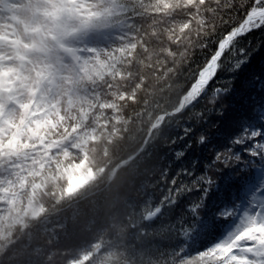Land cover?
Segmentation results:
<instances>
[{
  "label": "snow or ice",
  "instance_id": "snow-or-ice-1",
  "mask_svg": "<svg viewBox=\"0 0 264 264\" xmlns=\"http://www.w3.org/2000/svg\"><path fill=\"white\" fill-rule=\"evenodd\" d=\"M24 3L34 21L22 32L0 21V234L7 227L12 237L17 227L48 213L50 200L52 208L69 202L58 209L65 212L60 227L67 236L81 203L71 201L95 179L90 149L111 143L120 103L135 101V88L115 82L132 75L121 65L135 50H147L137 24L146 10L141 0ZM228 14L214 50L182 86L195 99L217 80L228 53H239L238 67L258 54L264 61V0H231L222 15ZM245 39L248 46L238 47ZM252 100L220 113L214 141L200 137L199 152L189 141L167 157L162 179L168 188L160 200L174 196V205L199 212L190 232L159 243L136 236L122 247L101 234L64 264H264V95ZM208 143L214 152L205 153ZM17 242L9 239L8 247Z\"/></svg>",
  "mask_w": 264,
  "mask_h": 264
},
{
  "label": "trees",
  "instance_id": "trees-1",
  "mask_svg": "<svg viewBox=\"0 0 264 264\" xmlns=\"http://www.w3.org/2000/svg\"><path fill=\"white\" fill-rule=\"evenodd\" d=\"M230 3L231 0H141L146 18L137 24L148 47L147 50L138 47L131 61L121 65L132 75L115 82L120 87L127 85L126 90L130 92L135 88V101L120 103L121 119L114 126L116 133L111 134V143L106 148L103 144L95 145V155L107 153L110 162L71 201L74 207L77 200L81 201L76 220L82 217L83 220L74 230L70 221L66 236L60 227L65 212L58 209L66 208L69 202L55 208L49 203L50 211L42 216L39 226L44 238H35L36 230L16 239L13 251L24 248L23 253H16L13 259L2 264H64L69 253L87 247L101 234L105 241L111 239L114 245L122 247L125 241L131 242L136 236L141 240L154 238L158 243L179 240L194 228L193 216H199L196 209L187 211L174 205V196L160 200L168 188L162 179V169L168 165L169 153L185 149L189 141L194 142L196 152L200 150V137L214 141L218 131L216 117L225 109L233 111L248 95L249 103H254L252 97L260 100L264 95V61L260 54L254 55L251 63L238 67L239 53H228L222 61L220 75L207 89V95L220 96L214 104L207 102V95H203L180 112L166 117L160 127L149 130L163 113L171 112L181 103L188 92L182 86L190 82L214 50L213 39L223 30V20L232 18V14L222 15ZM252 44H256L255 38ZM237 46L247 47V40L239 41ZM137 84L142 87H136ZM214 88L226 91L216 92ZM225 93L229 96L224 97ZM193 129L195 133L189 134ZM214 150V143H208L205 153ZM161 205L162 211L153 219H146L147 213ZM220 211L223 214L225 208ZM236 211L233 207L230 214ZM6 253L4 258L9 255Z\"/></svg>",
  "mask_w": 264,
  "mask_h": 264
},
{
  "label": "rangeland",
  "instance_id": "rangeland-1",
  "mask_svg": "<svg viewBox=\"0 0 264 264\" xmlns=\"http://www.w3.org/2000/svg\"><path fill=\"white\" fill-rule=\"evenodd\" d=\"M0 21H2L4 23V26H7L8 23L10 22L11 24L15 25L13 31H21L22 32L23 31V25L25 23H30V22H33L34 21V15H33V12H32L31 7L29 5H27V4H25L24 3V0H5L4 5L3 6H0ZM207 71L208 70H205L204 75H207ZM187 91L188 92L182 97L181 103L179 104V106L176 109L172 110L171 112L163 113L161 115V117L154 122V124L155 123H159L158 126H156L155 128L160 127V124L166 119V117L171 116L174 113L180 112L183 107H185L188 103H191L192 100L195 99V94L194 93H190L189 90H187ZM207 91L204 93V95H207ZM253 92L254 91H252V93ZM223 96L224 97H228L229 94L225 93ZM248 96H245L244 98L247 100ZM224 97H222V98H224ZM205 98H206V101L207 102H209L211 104H214V102L217 101L216 99L217 98H220V96H218L217 94H216V96L215 95L212 96L211 93H208V95ZM125 124H126V122H123L122 123V127H125ZM115 125L116 124L110 125V127H114ZM153 129H151V130H153ZM115 133H116V131L114 133H110V135L111 134H115ZM204 139L207 140V137H205ZM200 141H201V139H200ZM200 143H203V141H201ZM96 148H97V146L94 145L90 149V152H91L90 163H91L92 167L96 169V174H99L100 171L103 168L102 166H104V165L107 166L106 164L108 162H110V160H108V157L106 156L107 153L103 154L102 156H100L99 154L98 155L97 154L95 155V152H96L95 149ZM121 162L123 163L124 160L118 162V165ZM96 174H95V178H96ZM47 202L48 203H51L50 200L47 201ZM232 215H235V212ZM41 218H42V216L39 217L36 220L28 221L27 222V226L24 227L23 229L17 227L14 230V235L12 237H9L8 236V231L10 229L7 228V227H4L3 228L2 234H0V249H3V250H0V264H2V262H5V261L9 260V258L11 256H13V254L23 253V251H24V248H19L16 251H13L14 250L13 246L11 248H9L8 247V241H9V239H19V238L24 237V235L27 234L28 232L32 234V232H34L36 230L37 231H36V234H35V236H36L35 238H37L38 240L44 238V234L43 235L40 234V231H39V226H40ZM82 218L76 220V222H75V228L78 225V222H80L81 220H83ZM151 219H153V218H151ZM90 231H91V229L87 233H85V234H89ZM73 238L76 239L77 238V235H75V237H73ZM6 252H9V255H7L4 258V256L7 254ZM61 252H63V250H61Z\"/></svg>",
  "mask_w": 264,
  "mask_h": 264
},
{
  "label": "water",
  "instance_id": "water-1",
  "mask_svg": "<svg viewBox=\"0 0 264 264\" xmlns=\"http://www.w3.org/2000/svg\"><path fill=\"white\" fill-rule=\"evenodd\" d=\"M158 124L159 123H155V124L153 123L152 126H151V128H150V130L153 129V128H155L156 126H158ZM157 214H158V211H157V209H155L153 212L147 213L146 219H151V218H153V216H155Z\"/></svg>",
  "mask_w": 264,
  "mask_h": 264
}]
</instances>
